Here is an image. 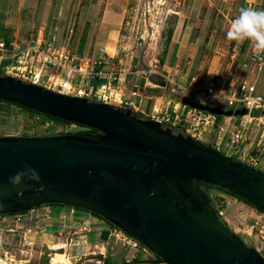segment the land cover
I'll use <instances>...</instances> for the list:
<instances>
[{"label":"water","instance_id":"95a60500","mask_svg":"<svg viewBox=\"0 0 264 264\" xmlns=\"http://www.w3.org/2000/svg\"><path fill=\"white\" fill-rule=\"evenodd\" d=\"M0 100L97 132L0 136V215L43 204L93 212L164 264H264L224 224L200 183L264 213V172L131 109L50 90L0 74ZM211 116L252 115L190 100ZM26 168L18 187L9 177Z\"/></svg>","mask_w":264,"mask_h":264},{"label":"rangeland","instance_id":"374dc122","mask_svg":"<svg viewBox=\"0 0 264 264\" xmlns=\"http://www.w3.org/2000/svg\"><path fill=\"white\" fill-rule=\"evenodd\" d=\"M16 3L30 9L26 12L30 20L23 24L24 36L31 32L36 34L37 29L43 27L42 41L55 46L66 43L76 57L105 60L106 69L113 72L114 84L126 70H137L155 81L157 86L152 87L156 89L153 94L157 97V106L160 103L162 110L176 106V112L170 110V117L178 114V118H182L176 120L172 129L169 127L174 133L188 135L181 128L190 121V117H186L190 100L221 108L218 100L208 102L205 98L211 84L212 93L224 95L234 89L237 91L242 85H254L251 96H263L264 52L257 50L249 40H230L226 33L241 8L264 10V0H248L247 3L243 0H13L12 6ZM35 3L40 9L34 11L31 5ZM2 20L0 14V38L7 36L1 27ZM33 23L35 27L31 26ZM111 49L112 54L108 52ZM259 57L263 58L260 67ZM263 114V110L258 109L256 116ZM214 117L216 120L208 119L212 123L203 134L189 136L210 147L216 146L218 143L213 141L216 125L227 118ZM249 117L252 115L246 118ZM232 121L230 119V124ZM84 131L88 129L75 123L65 124L0 103V136ZM223 149L224 142L218 151ZM207 191L213 205L222 211L220 219L246 246L254 248L264 258V213L224 191L215 188ZM26 217L16 221L13 214L0 216V264H103L84 251L75 254L73 248H68L65 255L62 249L48 247L39 240L38 234L20 225L28 220ZM110 229L120 234L117 227L110 226ZM112 237L113 243L109 244L112 257L129 250L141 252L145 260L154 259L151 251L129 236L125 241L121 236Z\"/></svg>","mask_w":264,"mask_h":264},{"label":"crops","instance_id":"0c3cea01","mask_svg":"<svg viewBox=\"0 0 264 264\" xmlns=\"http://www.w3.org/2000/svg\"><path fill=\"white\" fill-rule=\"evenodd\" d=\"M243 1L245 3L248 2V0ZM12 5L13 0H0V14L3 15L1 27L7 34V38H0V40L6 42L18 41L21 44L33 43L35 39L42 40L43 27H39L36 34L31 32L25 35L26 37L23 35L25 33L23 24L28 23V20H30L28 18V13L30 12L28 6L20 3H16L14 6ZM31 6L34 8V11L40 9L39 4L36 3ZM22 13H26V15L22 16ZM31 26L35 27V24L33 23ZM92 60H96L99 65L103 62L102 69L106 71V75L110 72L109 69H106L108 68V63L105 60ZM262 60L263 58L259 57V67ZM117 80L115 84L114 81H110L109 91L113 94H118L119 99L123 100V102H131V106L128 108L140 118L158 119L161 113L168 112L170 115V110L171 112H176V106L173 109L166 107L164 110L160 109V103L157 106V97L153 94L156 92V89L152 87L157 86V83L149 80L142 74L140 75L137 70L124 71ZM134 90L135 94H131V91ZM149 103H151L150 106H148ZM153 109L159 110L160 115L154 113ZM179 114L182 115L183 113L181 112ZM171 117L173 118V116ZM246 117L247 115L242 117L226 116L227 119L217 124L213 141H216L218 144L214 147L219 150L220 145L224 142V151L220 150L223 154L232 158L235 157V160L252 166L257 170H264V114L260 116L252 115L249 119ZM178 119L181 120L182 118ZM230 119H233L232 124H230ZM252 119L255 121L252 122ZM240 120H245L246 122L243 127V136L232 144L230 135L235 129L242 127L239 124ZM176 122L166 124L172 126L171 124H176ZM206 130V128L205 130H201V134ZM251 157L254 159L253 163L248 161ZM24 216H27L26 218L28 220L22 222L20 225L26 226V231H32L34 234H38L37 237L41 242L53 249H62L65 255L68 248H73L75 254L78 251H82V253L87 252L91 256L90 258L101 261L103 264H106V261L111 264H123V262H130L133 259L145 261L138 264H152L147 261L153 259L145 260L139 251L131 252L128 250L125 251V254L121 252V256L112 257V254L109 252V248H111L109 244L111 242L113 243L112 236L114 235L119 238L121 236L124 241L127 237L121 232H119L120 234H117L116 231L112 232L110 225L104 219L88 211L77 210L66 205H42L25 212L23 214ZM57 241L61 242L58 244ZM71 256H74V253Z\"/></svg>","mask_w":264,"mask_h":264},{"label":"built area","instance_id":"2783aa9c","mask_svg":"<svg viewBox=\"0 0 264 264\" xmlns=\"http://www.w3.org/2000/svg\"><path fill=\"white\" fill-rule=\"evenodd\" d=\"M95 64H98L96 60L76 57L66 43L55 46L51 42L37 39L33 43L28 44L0 40V70L3 73L63 94L81 96L88 99L90 97L92 101L110 103L124 109L131 106V102H123L116 96L118 94H113L109 91L110 81L113 80V72L110 71L107 76L106 71L102 69L103 62L97 70L95 69ZM95 78L103 79L104 82L101 85L94 86L90 81ZM212 86L211 84L207 89L208 95L205 96L208 102L213 99L218 100L222 103V105H219L221 108L226 107L223 109L246 108L249 111L261 109L264 112V92L261 97H252L251 94L255 90L254 85H242L240 89L229 91L230 93L227 95L215 93L217 98L213 97ZM131 94H135V90L131 91ZM183 107L185 108L186 104ZM153 112L160 115L159 110L153 109ZM249 115L247 114V116ZM186 117H190V121H188L187 125H183L184 131L194 137L196 134H201V130H205L206 126L212 123V120H208L209 118L214 119V116L210 114L190 108L186 112ZM155 120L160 123H171L179 119L177 114H174L172 118L168 112H164ZM245 123V120H240L239 124L242 127L235 129L231 133L230 141L232 144L242 138ZM248 161L253 163L254 159L251 157ZM23 214L15 213L13 216L16 221H20ZM217 214L221 216V209H219ZM119 232L124 234L121 230ZM125 236L127 237V235Z\"/></svg>","mask_w":264,"mask_h":264},{"label":"clouds","instance_id":"9594fccd","mask_svg":"<svg viewBox=\"0 0 264 264\" xmlns=\"http://www.w3.org/2000/svg\"><path fill=\"white\" fill-rule=\"evenodd\" d=\"M226 38L237 41L249 40L254 43L257 50L264 52V10L241 8L231 22ZM213 97L217 98L215 93ZM25 177L37 183L40 180L39 174L35 170L26 168L24 171L10 176L8 182L12 186L18 187Z\"/></svg>","mask_w":264,"mask_h":264},{"label":"trees","instance_id":"16d2710c","mask_svg":"<svg viewBox=\"0 0 264 264\" xmlns=\"http://www.w3.org/2000/svg\"><path fill=\"white\" fill-rule=\"evenodd\" d=\"M4 62H6V61H4ZM101 67V65H99V64H95V69L97 70V69H99ZM3 73V71L2 70H0V74H2ZM104 81H103V79H98V78H95V79H92L91 80V83L94 85V86H97V85H99V84H102ZM0 103H3V104H5V105H14V106H17V107H19V108H22V109H24V110H26L27 112H29V113H31V114H36V115H40L41 117H43V118H49V119H51V120H60V121H62V122H64L65 124H72V122H68V121H65V120H62V119H59V118H55V117H52V116H49V115H46V114H41V113H39V112H37V111H34V110H30V109H28V108H25V107H22V106H20V105H17V104H14V103H11V102H7V101H4V100H0ZM258 111L257 110H253V113H252V115L254 116V115H256V113H257ZM203 113H206V112H203ZM134 115H136L137 117H139L136 113H133ZM208 114V113H207ZM216 117H219V116H216ZM76 125H78V126H81V127H84V128H86V129H88V131H91V132H97L95 129H92V128H89V127H86V126H83V125H79V124H76ZM162 125H167L166 123H162ZM168 127H170L171 129L173 128L172 126H168ZM182 130H184V127L182 126V128H181ZM208 145V144H207ZM200 185H201V187L202 188H204L206 191H207V189H209V188H215V189H217V190H220V191H224V192H226V193H229L228 191H226V190H223V189H221V188H219V187H217V186H211V185H207V184H202V183H200ZM207 193H208V191H207ZM230 194V193H229ZM230 195H232V194H230ZM234 196V195H233ZM235 198H237L236 196H234ZM211 199V198H210ZM237 199H239V198H237ZM239 200H241V199H239ZM211 203H212V205H213V200L211 199ZM43 205H61V206H63L62 204H43ZM69 207H72V206H69ZM213 207L215 208V210H216V212L218 213V211H219V207H215V205H213ZM73 208H75V209H77V210H84V209H82V208H77V207H73ZM257 210V209H256ZM84 211H87V210H84ZM259 211V210H258ZM26 212V211H25ZM25 212H20V213H25ZM89 213H91V214H93V215H95V216H97V217H100V216H98L97 214H95V213H93V212H90V211H88ZM261 212V211H260ZM10 215V214H9ZM0 216H5V215H0ZM220 217V216H219ZM101 218V217H100ZM101 219H103V218H101ZM106 221V220H105ZM107 222V221H106ZM110 226H112V227H115V226H113L112 224H110L109 222H107ZM225 224V223H224ZM226 225V224H225ZM236 237L238 238V239H240L239 238V236L238 235H236ZM241 240V239H240ZM242 241V240H241ZM141 262H145V261H140L139 259H133V260H131L130 262H123V264H138V263H141ZM147 262H149V263H152V264H158V263H162V261H161V259L159 258V257H157V256H155L154 255V259L153 260H149V261H147ZM106 264H111V263H109V262H105Z\"/></svg>","mask_w":264,"mask_h":264},{"label":"bare ground","instance_id":"6f19581e","mask_svg":"<svg viewBox=\"0 0 264 264\" xmlns=\"http://www.w3.org/2000/svg\"><path fill=\"white\" fill-rule=\"evenodd\" d=\"M108 52H109L110 54H112V53H113V50L111 49V50H109Z\"/></svg>","mask_w":264,"mask_h":264},{"label":"flooded vegetation","instance_id":"af4514ba","mask_svg":"<svg viewBox=\"0 0 264 264\" xmlns=\"http://www.w3.org/2000/svg\"><path fill=\"white\" fill-rule=\"evenodd\" d=\"M84 132H91V131H84Z\"/></svg>","mask_w":264,"mask_h":264}]
</instances>
